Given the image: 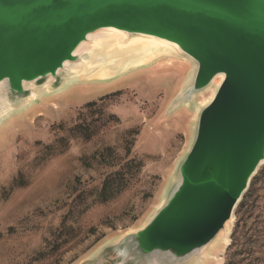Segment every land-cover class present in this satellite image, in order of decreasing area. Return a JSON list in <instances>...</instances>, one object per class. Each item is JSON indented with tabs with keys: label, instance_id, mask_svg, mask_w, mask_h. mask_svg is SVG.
<instances>
[{
	"label": "rangeland",
	"instance_id": "rangeland-1",
	"mask_svg": "<svg viewBox=\"0 0 264 264\" xmlns=\"http://www.w3.org/2000/svg\"><path fill=\"white\" fill-rule=\"evenodd\" d=\"M161 51L136 68L142 58L108 59L98 48L83 81L6 105L0 264H85L141 228L165 200L199 109L216 86L181 103L179 89L189 84L194 64ZM117 172L122 190L101 201L104 180ZM232 217L227 245L205 251L218 262L204 264H264V162Z\"/></svg>",
	"mask_w": 264,
	"mask_h": 264
},
{
	"label": "water",
	"instance_id": "water-1",
	"mask_svg": "<svg viewBox=\"0 0 264 264\" xmlns=\"http://www.w3.org/2000/svg\"><path fill=\"white\" fill-rule=\"evenodd\" d=\"M104 29L176 45L195 67L180 102L223 78L165 200L85 264H188L225 229L264 162V0H0V108L62 88L65 64L82 62L88 54L76 49Z\"/></svg>",
	"mask_w": 264,
	"mask_h": 264
},
{
	"label": "bare ground",
	"instance_id": "bare-ground-1",
	"mask_svg": "<svg viewBox=\"0 0 264 264\" xmlns=\"http://www.w3.org/2000/svg\"><path fill=\"white\" fill-rule=\"evenodd\" d=\"M99 49H103L104 54L107 55L108 59L111 58V56L116 57V56H129V58H133L132 60L134 61L135 58H142V60L138 63L136 68H141L146 66L148 63H150L154 58L161 57L160 53L162 52L161 50H169L173 54L179 56L177 53V47L174 44L168 43L163 40H159L153 37H147V36H133V37H128L125 33L120 32L115 29H104V30H99L93 34L88 35L87 37V42H84L78 46V48L75 51V54H83L87 53L88 56L84 57L82 62L80 63H74V64H65V71L66 72V78L64 79V83L61 89L68 87L74 82H80L83 81V67L84 65L91 66L94 65L91 60L93 59V53L95 54L96 51ZM177 52V53H176ZM92 56L90 57V55ZM150 55V56H149ZM146 56H149L146 58ZM145 57V58H144ZM166 57V54L163 56V58ZM185 58V57H183ZM144 59V60H143ZM186 59V58H185ZM131 60V61H132ZM120 63V61H119ZM118 63V64H119ZM166 64V63H165ZM170 66V63L168 64ZM82 74V75H80ZM91 77V76H89ZM92 78V77H91ZM223 76L218 75L216 76L211 83V88L213 86H218L222 80ZM51 80V79H50ZM49 80V82H50ZM102 80V79H101ZM184 91V86L179 89V92ZM53 91L50 89L45 88L42 92H38L36 90L32 91L30 99L27 101L28 103L34 102L38 95H51ZM211 93V92H210ZM214 95V91L210 94V96L204 101L203 105L208 103ZM10 107H6L4 105L3 107L0 108V118L7 115L11 110ZM233 218V217H232ZM232 218L229 222L226 223L225 229L220 232L217 236V238L214 240V248L221 245L225 246L228 243V240L226 238L227 233H228V227L229 224L232 221ZM221 243V244H220ZM211 244V245H212ZM210 247V246H209ZM219 257V256H218ZM207 260H213L217 261V258L211 257L207 252L202 251L200 254H198L197 257H194L189 261L188 264L195 262L194 264H204L206 263Z\"/></svg>",
	"mask_w": 264,
	"mask_h": 264
},
{
	"label": "trees",
	"instance_id": "trees-1",
	"mask_svg": "<svg viewBox=\"0 0 264 264\" xmlns=\"http://www.w3.org/2000/svg\"><path fill=\"white\" fill-rule=\"evenodd\" d=\"M93 106H95V102L92 101V102L85 104L84 108H89V107H93ZM123 183H124V177L121 175V172L115 173L114 176H111V175L108 176L104 180L102 187H101V191L99 193L101 201L106 202L110 198H112L113 196L118 194L124 186ZM246 196L247 195H245V197ZM248 196H249V194H248ZM242 206H244L243 202L241 203V207ZM227 264H232V263L229 262Z\"/></svg>",
	"mask_w": 264,
	"mask_h": 264
}]
</instances>
